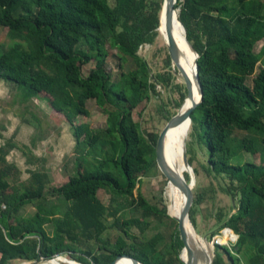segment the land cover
Here are the masks:
<instances>
[{"label": "trees", "instance_id": "obj_1", "mask_svg": "<svg viewBox=\"0 0 264 264\" xmlns=\"http://www.w3.org/2000/svg\"><path fill=\"white\" fill-rule=\"evenodd\" d=\"M162 3L0 0V28L7 29L11 40L7 49L0 44V80L13 84L25 101H48L53 116L72 126L79 162L76 176L51 187L43 169L29 170V178L21 180L20 170L6 163V154L15 146L0 148V208L6 206L0 218V264L51 259L66 252H80L77 260L83 264H109L118 255L143 264H184L179 230L171 245L159 250V236L143 240L129 233L134 226L141 228L139 219L118 217L129 208L158 212L141 192L136 198L133 191L139 178L157 165L159 134L144 133L130 115L154 89L153 83L138 77L139 72L147 74L148 67L137 49L155 40ZM176 7L199 53L202 100L189 123L207 151L209 173L228 180L226 191L236 204L223 220L236 242L232 249L216 245L213 264H264V46L255 50L264 39V0H177ZM111 48L119 58L116 79L107 65ZM128 58L139 69L125 70ZM259 62L262 67L256 72ZM89 63L93 67L84 75ZM185 96L186 88L183 100ZM89 100L106 114L104 129L74 125L75 118L89 117ZM235 131L243 135L237 138ZM243 150L260 154L262 160H242ZM183 175L188 181L186 171ZM101 189L111 193L110 205L98 197ZM55 197L59 205L51 201ZM192 202L188 216L194 224ZM26 205L36 212L23 218ZM47 224L53 227L51 235L44 229ZM111 226L125 235L113 245L103 237Z\"/></svg>", "mask_w": 264, "mask_h": 264}, {"label": "rangeland", "instance_id": "obj_2", "mask_svg": "<svg viewBox=\"0 0 264 264\" xmlns=\"http://www.w3.org/2000/svg\"><path fill=\"white\" fill-rule=\"evenodd\" d=\"M148 4L155 0H144ZM161 1L162 0H157ZM182 1V0H181ZM150 5V6H151ZM179 12H180V7ZM160 13V11H158ZM11 40L8 38L7 29L0 28V44L5 49L10 45ZM164 37L158 32L156 38L151 43L144 42L139 45L137 54L145 61L148 72H139L138 77L142 80H148L154 84V89H150L149 97L144 99L133 109L130 115V121H137L144 133L153 132L159 134L168 119L174 115L183 100L181 93H185V82L180 70L175 65L168 66L166 64L167 48ZM264 46V39L256 45V52H260ZM118 52L111 48L107 56V65L112 71V79L117 78L119 68ZM93 67L89 63L83 67V74L86 75ZM262 64L259 62L256 66V72L260 70ZM124 69H139V65L128 58L124 63ZM164 80H161V76ZM169 77H166L168 76ZM248 84H252V77L247 80ZM89 111V117L79 116L74 119V125L78 123H86L91 129H104L106 127V114L96 105L94 100H89L86 104ZM129 121V122H130ZM187 134L185 138V152L189 165L193 171L194 184L192 186V195L195 200L191 206V218L197 233L201 236H207V240L212 242L222 236L221 231L227 226H223V220L235 211V202L226 189L229 188L228 180L221 177L215 178L208 171L207 151L204 146L197 140L195 131L191 127V121L187 118ZM0 132L9 136L15 132V136L19 138V151L16 152V160L22 157L26 158L29 147L25 146L32 143L33 137L39 135L48 137L47 142L43 144L41 150L36 149L38 154L47 156V168L50 172L52 182L51 187H60L67 183L71 176H76L78 172L79 162L75 153V138L73 129L70 124L63 121L60 115H54L47 100L29 99L23 100L21 92L11 83L0 80ZM237 138L243 135V132H234ZM6 138V137H5ZM242 160L254 161L259 163L260 154H251L245 150L242 151ZM16 161V162H17ZM21 163V160L18 162ZM21 167L24 166L21 164ZM30 167V166H29ZM28 167V168H29ZM27 168V167H26ZM188 175V174H187ZM29 173L25 172L21 175V179H28ZM133 191L134 197H138L141 192L144 199L150 206L157 208L158 212L145 211L141 207L129 208L125 213H119L121 220L137 218L143 225L134 226L130 229V234L137 236L143 240H148L154 236H159L160 242L158 249L162 250L166 246L171 245L173 237L178 228V222L174 220L168 213L167 200L165 197L166 177L158 169L157 165L152 166L147 174L141 176ZM98 197L105 205H110L111 193L107 189H101ZM198 197L197 201L196 198ZM53 204L59 205L58 199L52 198ZM36 209L31 205L24 206L21 217L27 218L32 216ZM190 220V219H189ZM114 218L109 219V225H112ZM229 228V227H228ZM45 231L51 235L53 227L51 224L44 226ZM233 235V231H230ZM120 235L124 232L118 227H110L104 234V239L113 245ZM235 235V234H234ZM236 239L224 243H214L213 253L216 252V245H224L232 249ZM182 253V252H181ZM78 253H63L60 256L73 260L79 264L80 256ZM181 256V254H180ZM169 257V255H168ZM215 258V257H214ZM52 259V258H51ZM51 259H39V264H56ZM243 259V258H242ZM69 260V261H70ZM242 261V260H241ZM32 262V261H31ZM25 261H11L9 264H25L31 263ZM243 263V261H242ZM241 263V264H242ZM57 264H67L61 261Z\"/></svg>", "mask_w": 264, "mask_h": 264}, {"label": "water", "instance_id": "obj_3", "mask_svg": "<svg viewBox=\"0 0 264 264\" xmlns=\"http://www.w3.org/2000/svg\"><path fill=\"white\" fill-rule=\"evenodd\" d=\"M164 5L162 6V13L159 18V26L164 27L166 32V40H167V52L169 55L170 63L171 65H175L178 70L182 73V76L184 78L185 87H186V99H191L192 96V84L190 80L188 79L185 69L181 64L180 61V51L178 48V44L175 38V30L177 28V24L183 29L184 32V38L185 40L190 44L193 52L195 53V56L193 58V76L196 81L197 87H198V98L195 101H191L189 105L183 110L178 111L174 115H172L161 132L158 135V139L156 142L155 147V158H156V164L158 169L161 171V173L170 179L175 185L179 187V189L182 190L184 193V202L182 209L180 211V216L178 220V229L180 233V238L183 241L184 247L180 256V259L184 263L183 255L185 253L188 254L189 262L188 264H196L197 263V256L199 249L201 248V240L207 242V236L201 237L192 222L189 220V207L192 202V186L194 184V177L191 174L192 168L188 163L185 148L182 150L181 156H182V162L184 165V169L186 170L189 180L186 181L185 177L182 176V174L175 172L166 162L163 155V145H164V138L166 131L169 127H171L181 116H185L186 118L190 117V113L194 110L196 106L199 105V103L202 100V87L198 78V66H197V60L199 58V53L197 50L193 47L192 43L189 41L186 35V28L182 21L179 19V8L176 7L177 0H164ZM184 100V101H185ZM188 226L190 227L191 231L188 230ZM225 229L230 230V228L226 227ZM231 231V230H230ZM235 239H237L236 235H233ZM214 246V243H217V241L211 242ZM215 254L212 251L211 256L209 255V263L213 264ZM122 259H128L133 262V264H143L141 261L137 260L136 258L130 256V255H118L111 263L109 264H118L120 260ZM39 258L35 259L31 263H25V264H39ZM185 264V263H184Z\"/></svg>", "mask_w": 264, "mask_h": 264}, {"label": "bare ground", "instance_id": "obj_4", "mask_svg": "<svg viewBox=\"0 0 264 264\" xmlns=\"http://www.w3.org/2000/svg\"><path fill=\"white\" fill-rule=\"evenodd\" d=\"M164 2V0H163ZM164 3L161 4L159 18L161 16L162 6ZM159 26V22H158ZM158 32L164 37L165 43L166 40V32L164 27L162 26L157 27ZM175 38L178 44V48L180 51V61L182 66L185 69V73L192 84V96L191 99H184L182 104L179 106L176 112L183 111L191 101L197 100L199 96L198 87L196 81L193 76V58L195 53L193 52L190 44L184 38L183 29L177 24V28L175 30ZM187 118L185 116H181L171 127L168 128L164 138V145H163V155L164 159L166 160L165 154L167 155L166 162L168 165L177 173L183 175V172L186 171L184 169V165L182 162V150L185 148V138L188 130ZM193 175V171L191 172ZM165 197L167 200L168 206V213L174 219L178 220L180 216V211L183 206L184 202V193L177 185H175L170 179H167L166 187H165ZM188 230L191 231L190 227L188 226ZM222 236L218 237L219 241L224 243L227 241H234L235 237L231 234L230 230L223 229L221 231ZM201 248L199 249L198 256H197V263L196 264H208L209 263V255L211 256L213 251V244L207 240H201ZM64 257H58L56 259H51L48 261H53L54 263H59L58 261H66L67 264H77L74 261ZM183 260L185 264H188L189 257L188 254L185 253L183 255ZM118 264H133L131 260L122 259L119 261Z\"/></svg>", "mask_w": 264, "mask_h": 264}, {"label": "crops", "instance_id": "obj_5", "mask_svg": "<svg viewBox=\"0 0 264 264\" xmlns=\"http://www.w3.org/2000/svg\"><path fill=\"white\" fill-rule=\"evenodd\" d=\"M47 139H48V137L39 135V137H37V138H36V136L33 137V139L31 140L32 143L30 145H27L25 143V146L26 147L28 146L30 148L29 152L26 153V157H25L26 159L23 160V158L21 157L19 159V161L21 160V163H18L19 161L16 160L15 156H16V152L19 151V143H18L19 138L15 136V132L11 133L9 136L3 135L0 132V148L3 146H6L7 143H12L15 146L9 153L6 154V163H8L10 165H14L17 169L20 170L19 171V172H21L20 173V179H21V175H23V173H25V172L28 173L29 170H34L37 168V169H43L45 171V173L49 176L50 181L52 182V178H51L50 172L47 168V165L45 166V164L47 162V156L44 157L42 154L37 153V151L41 150L43 144L47 142ZM36 149H37V151H36ZM21 164L24 166L25 169H23V167H21ZM21 180H26V179H21Z\"/></svg>", "mask_w": 264, "mask_h": 264}, {"label": "built area", "instance_id": "obj_6", "mask_svg": "<svg viewBox=\"0 0 264 264\" xmlns=\"http://www.w3.org/2000/svg\"><path fill=\"white\" fill-rule=\"evenodd\" d=\"M5 209H6V206H5V205H2L1 208H0V218H1L2 211L5 210ZM216 241H217L218 244L222 243V242L219 241L218 238L216 239ZM60 255H61V254H60ZM60 255H55L52 259H56V258H58V257H62V256H60ZM72 261H73V260H72ZM74 262H75V261H74ZM75 263H77V262H75ZM77 264H79V263H77Z\"/></svg>", "mask_w": 264, "mask_h": 264}]
</instances>
